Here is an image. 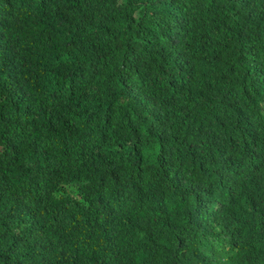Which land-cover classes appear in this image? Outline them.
I'll use <instances>...</instances> for the list:
<instances>
[{
	"label": "trees",
	"instance_id": "16d2710c",
	"mask_svg": "<svg viewBox=\"0 0 264 264\" xmlns=\"http://www.w3.org/2000/svg\"><path fill=\"white\" fill-rule=\"evenodd\" d=\"M0 264H264V0H0Z\"/></svg>",
	"mask_w": 264,
	"mask_h": 264
}]
</instances>
